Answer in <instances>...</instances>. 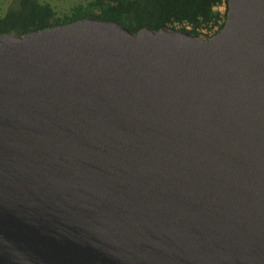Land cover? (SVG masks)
<instances>
[{
	"label": "water",
	"instance_id": "obj_1",
	"mask_svg": "<svg viewBox=\"0 0 264 264\" xmlns=\"http://www.w3.org/2000/svg\"><path fill=\"white\" fill-rule=\"evenodd\" d=\"M228 2L0 34V264H264V0Z\"/></svg>",
	"mask_w": 264,
	"mask_h": 264
},
{
	"label": "trees",
	"instance_id": "obj_2",
	"mask_svg": "<svg viewBox=\"0 0 264 264\" xmlns=\"http://www.w3.org/2000/svg\"><path fill=\"white\" fill-rule=\"evenodd\" d=\"M219 0H88L60 14L50 2L18 0L0 17V34L25 35L47 27L63 25L85 17L116 21L133 33L144 28L176 30V24L190 22L194 28L218 18L214 6ZM189 32L199 35L196 29ZM210 38V37H209Z\"/></svg>",
	"mask_w": 264,
	"mask_h": 264
},
{
	"label": "built area",
	"instance_id": "obj_3",
	"mask_svg": "<svg viewBox=\"0 0 264 264\" xmlns=\"http://www.w3.org/2000/svg\"><path fill=\"white\" fill-rule=\"evenodd\" d=\"M214 10L218 12V18L209 23H203L197 28H194V25L190 22H183L176 24L177 29L193 30L196 29L199 32V35L202 37H213L218 32H220L226 24L229 2L228 0H219L218 4L214 6Z\"/></svg>",
	"mask_w": 264,
	"mask_h": 264
},
{
	"label": "rangeland",
	"instance_id": "obj_4",
	"mask_svg": "<svg viewBox=\"0 0 264 264\" xmlns=\"http://www.w3.org/2000/svg\"><path fill=\"white\" fill-rule=\"evenodd\" d=\"M39 1L50 2L60 14H64L68 12L73 5L86 2L88 0H39ZM17 2L18 0H0V17L3 16V14H5L8 8L14 6Z\"/></svg>",
	"mask_w": 264,
	"mask_h": 264
}]
</instances>
